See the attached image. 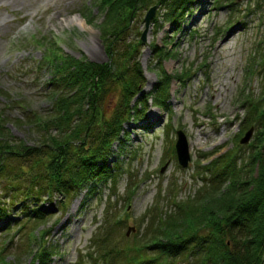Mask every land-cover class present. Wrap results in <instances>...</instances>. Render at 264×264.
I'll use <instances>...</instances> for the list:
<instances>
[{
	"label": "rangeland",
	"instance_id": "1",
	"mask_svg": "<svg viewBox=\"0 0 264 264\" xmlns=\"http://www.w3.org/2000/svg\"><path fill=\"white\" fill-rule=\"evenodd\" d=\"M149 7H138L114 46L136 43ZM157 12V21L150 19L135 54L144 71L141 92L152 89L159 66L170 74L189 67L190 77L171 78L167 109L149 99L142 119L124 123L126 133L114 143L110 157L114 186L110 178L100 180L93 192L84 189L75 197H64L63 203L61 194L44 192L38 199L44 214L36 222L18 215L21 205L33 200L21 203L26 182L13 197L8 188L12 182L0 176V194H7L2 198L9 213L0 218V257L9 264H29L43 244L51 250L47 264H103L94 240L106 220H121L112 231L115 248L134 247L143 240L147 219L142 215L147 209L157 218L159 210H169L174 200L193 194L210 177L207 163L219 155L247 158L256 128L242 123L246 109L241 103L246 95L257 99L264 90V73L257 63L264 53V0H191L176 25L164 21L155 5L153 14ZM102 18L97 0H0V112L12 137L30 146L43 140L26 115L45 114L51 106L48 68L43 62L37 65L52 47L48 44L76 58L108 60L99 27ZM152 43L167 51L160 65H155ZM118 96L113 87L105 93L100 103L104 115H110ZM250 127L249 140L240 142ZM179 129L190 154L186 166L178 162L174 148ZM128 226L135 228L125 234ZM156 253L144 248L141 254ZM185 253H178L174 264H186Z\"/></svg>",
	"mask_w": 264,
	"mask_h": 264
},
{
	"label": "trees",
	"instance_id": "2",
	"mask_svg": "<svg viewBox=\"0 0 264 264\" xmlns=\"http://www.w3.org/2000/svg\"><path fill=\"white\" fill-rule=\"evenodd\" d=\"M190 1L97 0L103 12L99 27L108 52L104 62L76 58L63 53L56 44H48L52 47L37 65L43 62L48 68L51 106L45 114L33 111L26 115V121L43 133V140L30 146L15 139L0 112V176L12 182L8 188L13 197L26 182L22 204L27 198L33 199L32 204L21 205L18 215L41 221L44 213L38 199L44 192L49 196L61 194L59 201L63 203L64 197H75L84 189L93 192L100 180L110 178L115 185L110 157L114 143L123 139L124 123L142 119L149 99L167 109L171 78L184 81L190 77V69L184 67L170 74L159 66L153 89L144 93V71L135 57L141 37L123 48L114 44L131 25L140 5H158L163 20L176 25ZM157 14L152 15V21H157ZM151 48L155 65H160L167 51L164 53L156 43ZM257 63L264 73V53ZM110 87L116 88L119 96L106 116L100 103ZM242 105L246 109L242 123L256 128L247 158L241 161L229 153L219 155L207 163L210 177L204 178L193 194L174 200L169 210H159L157 218L147 209L142 215L143 221L147 219L143 240L134 247L115 248L112 231L121 220H106L94 240L103 264H174L176 255L185 251L186 264H264V90L257 99L246 95ZM12 160L17 163L12 164ZM131 192L129 188L127 197ZM6 195L0 194V218L9 215L3 199ZM43 245H38L41 248L37 252L33 249L29 264H47L51 250ZM144 248H154L157 253L142 255ZM0 264L9 263L1 256Z\"/></svg>",
	"mask_w": 264,
	"mask_h": 264
},
{
	"label": "water",
	"instance_id": "3",
	"mask_svg": "<svg viewBox=\"0 0 264 264\" xmlns=\"http://www.w3.org/2000/svg\"><path fill=\"white\" fill-rule=\"evenodd\" d=\"M155 10V5H152L149 7V9L146 11L145 15H144V29L142 31L141 34V38L142 40L145 38V33L149 27V22L150 19L154 13ZM252 128L250 127L245 134L240 138V142H247L251 136V132H252ZM177 138L175 141V150H176V155H177V159L178 162L182 165V166H186L188 163V160L190 159V154H189V149H188V144H187V139L185 136V133L182 130H177ZM134 226H128L127 230H126V234H128L130 232V230H134Z\"/></svg>",
	"mask_w": 264,
	"mask_h": 264
},
{
	"label": "bare ground",
	"instance_id": "4",
	"mask_svg": "<svg viewBox=\"0 0 264 264\" xmlns=\"http://www.w3.org/2000/svg\"><path fill=\"white\" fill-rule=\"evenodd\" d=\"M21 2H22V1H21ZM171 25H172V24H171ZM175 27H176V26H175ZM96 51H97V50H94L93 53H94V54H97ZM152 89H153V88H152ZM125 133H126V132H125Z\"/></svg>",
	"mask_w": 264,
	"mask_h": 264
}]
</instances>
